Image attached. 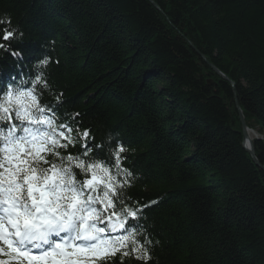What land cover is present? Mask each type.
<instances>
[{"label": "trees", "instance_id": "1", "mask_svg": "<svg viewBox=\"0 0 264 264\" xmlns=\"http://www.w3.org/2000/svg\"><path fill=\"white\" fill-rule=\"evenodd\" d=\"M0 45L1 83L22 60L48 115L128 147L148 264H264V0H0Z\"/></svg>", "mask_w": 264, "mask_h": 264}, {"label": "clouds", "instance_id": "2", "mask_svg": "<svg viewBox=\"0 0 264 264\" xmlns=\"http://www.w3.org/2000/svg\"><path fill=\"white\" fill-rule=\"evenodd\" d=\"M48 64L45 57L34 66ZM24 83L21 78L19 84ZM31 83L32 87L11 85L0 92V125H8L7 129L0 126V168L4 169L0 172V225L8 223L14 215L11 209L16 208L49 233L45 242L35 238L38 230H33L29 245L33 248L42 246L46 250L57 239L83 246L101 241L118 244L124 236L132 245L133 236L140 232L119 227L127 217L125 201L129 200L126 193L130 184L117 179L127 173H121L114 157L118 148L123 154L128 147L118 142L113 148L112 134L87 146L86 140L92 139L89 129H75L74 134L73 127L58 123L55 114H47L51 109L40 102L43 94L35 87L49 90L43 74ZM13 120L19 123L13 124ZM37 145L39 151L34 148ZM75 145L80 146L79 150ZM14 155L22 157L16 166L11 163ZM113 210L117 216H113Z\"/></svg>", "mask_w": 264, "mask_h": 264}, {"label": "snow or ice", "instance_id": "3", "mask_svg": "<svg viewBox=\"0 0 264 264\" xmlns=\"http://www.w3.org/2000/svg\"><path fill=\"white\" fill-rule=\"evenodd\" d=\"M14 31H5L3 33V40L9 41L13 38ZM3 47V45H0ZM47 61H45L46 63ZM35 98V97H33ZM63 135H67L64 129H60ZM9 133H11V127H9ZM87 135V133L85 134ZM39 151L40 146H34ZM23 148L21 147V151ZM122 148H118L114 157L121 173H127L126 176L117 177L118 180L123 183L127 181L130 184V177L132 173L126 168L121 167V153ZM22 160V157L14 155L11 158V163L16 166L17 160ZM4 169L0 168V172ZM10 171V169H9ZM5 203H11L5 201ZM155 204L156 201H152ZM125 207L127 211V217L119 225L124 228L128 226L132 221H137L141 214L142 209L132 204L130 200L125 201ZM7 211V209H6ZM11 211L14 215L8 218V223L0 225V264H100V262L110 259L111 257L121 254V260L124 257L135 255L137 260H142L145 264L151 259L150 249L148 245L150 240L145 238L143 241L138 236H133V244H128V237L124 236L120 243L113 244L111 241L93 244L91 246H83L77 243H69L63 239H57L54 243H49L45 250L42 246L36 248L30 247V243L34 238V231L38 230V236L35 238L44 239L47 242L48 232L44 231L39 224L35 222V219L23 211L12 208ZM113 216H117L113 210ZM135 231L136 229L133 228ZM32 249H41L39 253L34 254ZM130 249V250H128Z\"/></svg>", "mask_w": 264, "mask_h": 264}, {"label": "rangeland", "instance_id": "4", "mask_svg": "<svg viewBox=\"0 0 264 264\" xmlns=\"http://www.w3.org/2000/svg\"><path fill=\"white\" fill-rule=\"evenodd\" d=\"M21 61L22 60H19V62H16V64H15V67H13V69L12 70H10L8 73H7V75H5L4 77H7L8 76V81H7V85H6V83H1L0 84V88H2V87H4V86H6L7 88L9 87V86H11L12 85V83L15 81V79L17 78V77H19L20 76V80H21V78H23L24 79V81H25V83L24 84H21V87H24V86H26L27 85V83H28V81H29V79H30V75H29V73L28 72H26L27 71V67L25 66V65H21ZM13 84H15V82L13 83ZM29 84V83H28ZM245 124V123H244ZM242 127V126H241ZM245 127H246V125H245ZM247 131H248V128L246 127V134H247ZM252 131V130H251ZM247 137H249V136H247ZM247 137H245V138H243V141H242V144H243V147L246 149V151H248V149L247 148H249V145L250 144H248V142H251L252 143V139L253 138H257V135H253V136H251V137H249L248 139H246ZM252 147H253V144H252ZM254 151V150H253ZM256 164H258L259 165V163L258 162H255ZM260 167H264L263 165H260Z\"/></svg>", "mask_w": 264, "mask_h": 264}, {"label": "water", "instance_id": "5", "mask_svg": "<svg viewBox=\"0 0 264 264\" xmlns=\"http://www.w3.org/2000/svg\"><path fill=\"white\" fill-rule=\"evenodd\" d=\"M222 79H224V80H227V81H229L228 80V78L224 75V74H222L220 71H218L214 66H212V65H209ZM230 82V84H231V86L232 87H234V83L233 82H231V81H229ZM235 107H236V109H237V111H238V116H239V120H240V123H241V126H242V134H243V138H245L246 137V127H245V122H244V119H243V116H242V114H241V111H240V109L238 108V105L235 103ZM248 144H250L249 145V148H247L248 149V152H249V154L252 156V158L254 159V161L255 162H257L256 161V159H255V156H254V151H253V147H252V143L251 142H248ZM261 169L264 171V167H261Z\"/></svg>", "mask_w": 264, "mask_h": 264}, {"label": "bare ground", "instance_id": "6", "mask_svg": "<svg viewBox=\"0 0 264 264\" xmlns=\"http://www.w3.org/2000/svg\"><path fill=\"white\" fill-rule=\"evenodd\" d=\"M40 102H41V101H40ZM41 103H42V104H47L48 107L51 108V109L54 108V106L48 104L47 101H45V102H41ZM55 116H56V118L60 121V123H67V125H68L69 127H74V126H75L74 124H72V123H70V122H68V121H63L62 118H60V115L58 114V112H57V113L55 112ZM80 130H81V129H80ZM254 133H255L254 131H251L250 129H248L247 134H246V137H247V136L251 137V136L254 135ZM74 134H75V128H74ZM90 136H91V135H90ZM249 137H247L246 139H248ZM74 147H75V149H77L79 146L76 145V146H74ZM76 147H77V148H76ZM69 150H72V146H70V149H69Z\"/></svg>", "mask_w": 264, "mask_h": 264}]
</instances>
